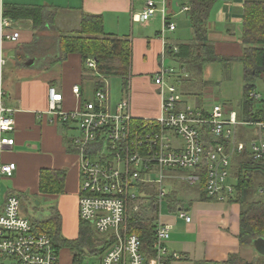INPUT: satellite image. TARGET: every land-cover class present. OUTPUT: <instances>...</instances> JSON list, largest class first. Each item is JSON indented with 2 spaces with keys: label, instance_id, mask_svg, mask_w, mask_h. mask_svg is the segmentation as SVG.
Listing matches in <instances>:
<instances>
[{
  "label": "crops",
  "instance_id": "1",
  "mask_svg": "<svg viewBox=\"0 0 264 264\" xmlns=\"http://www.w3.org/2000/svg\"><path fill=\"white\" fill-rule=\"evenodd\" d=\"M2 4L56 7L54 25L61 34L76 30L82 15L100 14L104 32L127 38L131 45L130 74L123 93L129 98L134 117L160 116L161 99L154 78L163 67L168 70L164 78L176 89V84L191 85L184 93L193 98V106L177 90L182 100L177 109L189 107L207 113L213 105L220 104L225 115L234 112L238 120L235 126L236 140L244 142L246 153L250 154V142L258 138V130L253 122L260 121L264 102L261 97L249 111L253 115L259 114L256 121L246 119L243 67L239 61L244 48L240 40L244 0H217L212 6L207 22V40L218 59L204 63L198 74L187 61L195 50L187 10H182L187 6L176 1L168 0L167 4L169 20L175 23L173 30L163 28L159 13L147 22L133 20L132 15L143 10L145 0H2L0 13ZM67 12L74 14L78 26L61 32L58 15ZM31 24L29 19L13 21L14 30L19 32L18 39L3 40L0 44V59L3 61L0 64L3 91L0 104L9 110L14 122L13 130L4 134L14 140L13 144L0 151V163H15L13 175L0 179V203L3 204L12 194L19 195L20 201L31 196L53 199L61 219L60 234L62 228L63 236H76L80 225L79 161L72 139L77 135V130L75 126L61 124L58 117L49 112L48 88L55 87L62 94L60 108L63 112L80 109L85 100L94 97L96 88L93 81L82 78V60L78 53H69L49 67V58L61 57L59 33L49 29L48 25L33 31ZM35 33L38 35L35 40L38 48L52 49L48 55L37 56L24 51V47L32 43ZM187 44L191 45L187 58H176L179 47ZM17 54L22 58L19 59ZM167 59L171 61L168 65ZM261 79L264 81V77ZM74 86H79V95L73 93ZM45 170L62 172L59 193L40 192V174ZM190 174H193L192 170L170 172L165 178V184L178 182L184 187L196 188L195 193L187 188H182L181 193L177 186L167 189L168 192H175L181 201L173 209L163 200L167 211L162 214L160 209L158 218L170 227L167 251L169 255L180 256L179 259H171L169 264H208L211 261L223 264L232 257H236L239 264H252L250 249H255L253 244H241L239 240L242 205L230 199L218 201L207 197L203 192V182L189 185L182 178ZM230 181L235 184L233 176ZM251 199L264 201V173L258 177ZM178 211L186 212L190 221L180 218ZM59 264L63 263L59 260Z\"/></svg>",
  "mask_w": 264,
  "mask_h": 264
},
{
  "label": "built area",
  "instance_id": "2",
  "mask_svg": "<svg viewBox=\"0 0 264 264\" xmlns=\"http://www.w3.org/2000/svg\"><path fill=\"white\" fill-rule=\"evenodd\" d=\"M167 4L168 0H145L143 10L132 18L147 22L159 13L163 28L173 30L175 23L169 20ZM18 37L13 21L0 13V44ZM85 66L95 68L93 59L88 58ZM167 72L161 67L154 78L161 99L157 118L134 117L126 95L111 109L105 84L80 109L63 112L62 94L55 87L48 88L49 112L59 122L70 119L76 124L72 145L79 161L78 217L91 226L105 246L97 254L98 264H169L171 259L180 258L169 255L166 243L170 227L158 218L168 194V173L192 170L193 174L182 177L189 185L201 183L204 176L203 192L218 201L235 194L230 181L232 159L247 148L236 140L235 113L225 115L220 104L207 113L189 107L177 109L181 94L164 78ZM72 91L79 95V86ZM2 93L0 73V96ZM249 97L259 100L262 96L253 90ZM253 123L258 138L250 142L249 148L252 158L258 160L264 158V121ZM13 124L9 110L0 104V151L13 144L12 138L4 136L13 130ZM205 127L208 138L203 135ZM14 170L15 163H0V179L11 177ZM152 204L157 218L148 253L142 250L141 240L130 230L129 222L133 215L149 211ZM178 216L187 222L191 219L184 211H178ZM59 260L53 237L22 215L19 197L12 194L0 203V264H59Z\"/></svg>",
  "mask_w": 264,
  "mask_h": 264
},
{
  "label": "trees",
  "instance_id": "3",
  "mask_svg": "<svg viewBox=\"0 0 264 264\" xmlns=\"http://www.w3.org/2000/svg\"><path fill=\"white\" fill-rule=\"evenodd\" d=\"M182 6H187V17L193 32L195 50L189 55L191 45H181L176 58H187L191 69L195 73L201 71L202 65L215 61L212 46L207 40V22L209 12L217 0H172ZM57 8H49L44 5L2 4L1 14L12 21L29 19L32 22L33 31H39L48 25L49 29L58 32L54 25ZM58 46L61 57L48 59L49 67L61 61L69 53H78L82 60L83 79L93 81L96 89L103 88L104 80L110 76H119L123 79V88L126 89L131 66V45L127 38H120L107 34L103 30V18L100 14H84L81 16L79 27L68 34L58 32ZM38 35L34 34L31 44L24 47V51L37 56H46L52 51L38 48L35 40ZM241 43L244 45L243 54L239 61L243 67L244 93L243 104L246 119L256 121V115L249 111L256 100L249 97V92L254 90V82L264 77V0H244ZM37 47V48H36ZM199 51V53H198ZM19 59L22 58L17 54ZM88 58L93 59L95 68H88L85 62ZM264 102V100H262ZM261 116V115H260ZM260 121H264V111ZM65 126H75L70 119L61 122ZM203 135L208 138V128L205 127ZM238 157L242 159L236 160ZM234 168V171H233ZM264 173V158L254 160L251 154L243 151L236 154L232 159V176L235 179V194L230 200L237 201L242 205L240 214L239 240L241 244H251L258 237L264 238V201L252 200L251 195L257 187V180ZM62 172L41 171L39 189L41 193L52 194L61 191ZM204 182V176H202ZM203 195V194H201ZM20 198L19 195H16ZM206 197V196H205ZM170 209L177 207L181 201L173 191L168 192L164 198ZM147 213V214H146ZM144 214H135L129 222V228L136 233L142 244V250L151 253L150 247L153 241V229L156 223V208L152 207ZM36 227L49 233L53 237L57 249L69 247L76 249L85 243L91 226L81 222L78 236L75 239L66 240L60 234V216L55 207H50L49 217L45 220H33ZM92 243V242H91ZM98 244L103 247L92 249L91 254H100L105 246L98 239ZM89 245V244H88ZM81 255L75 250L72 256V264H82ZM223 264H239L236 257L229 258Z\"/></svg>",
  "mask_w": 264,
  "mask_h": 264
},
{
  "label": "rangeland",
  "instance_id": "4",
  "mask_svg": "<svg viewBox=\"0 0 264 264\" xmlns=\"http://www.w3.org/2000/svg\"><path fill=\"white\" fill-rule=\"evenodd\" d=\"M1 1L2 0H0V2ZM172 6H173V9L176 8L174 7V4ZM58 20H59V23L61 24L60 31L61 30L68 31L69 29L76 28L78 26V23L76 22V20H74V14L69 13V12L58 15ZM56 22H57V19H56ZM169 61L170 60L167 59L166 65H168ZM87 84L90 85V83H86V85ZM104 84H106V90L108 94V104L111 107V109H114L115 106L118 104V102L122 99L124 95L123 79L119 76H110L109 78H106L104 80ZM188 86L190 87L191 85L176 84L177 90L182 94L184 98H186L189 101L188 104L190 106H193V103H194L193 98L187 97V95L184 93L185 91H187ZM254 89L256 91H259L262 94V97H263L262 100H264V81L261 78H258L257 80H255ZM172 186H177L178 190L181 193H183L182 192L183 189L185 190L186 188L192 191L193 193L196 192V188L194 187L188 188L187 186L184 187L185 185L180 184L178 182L174 183L173 185H170L167 183L165 184L166 189H169V190L170 188H172ZM162 205L163 206L161 207V213L163 214L167 211V209L165 206V202H163ZM55 206H56L55 200L42 198L39 196L37 197L31 196L30 198H24L21 200L22 215L25 217L31 218L33 220H45L46 218L49 217L50 207H55ZM145 213L146 212L142 211L138 214L146 215L147 213L146 214ZM61 235L66 240H71L74 237L76 238V236H78V233L76 236L75 234L73 236H63L62 228H61ZM99 248H100V245L98 244V237L95 235V233L93 232L91 228V233L87 234L84 244H81L76 249L69 248V247H62L60 249V261L63 264H70L72 254L75 252V250H78V252L81 255L82 264H98L100 258L98 255H92L91 250L99 249ZM250 258H251L252 264H264V255L259 254L255 249H250Z\"/></svg>",
  "mask_w": 264,
  "mask_h": 264
},
{
  "label": "water",
  "instance_id": "5",
  "mask_svg": "<svg viewBox=\"0 0 264 264\" xmlns=\"http://www.w3.org/2000/svg\"><path fill=\"white\" fill-rule=\"evenodd\" d=\"M253 247L255 250L261 254L264 255V238L258 237L252 241Z\"/></svg>",
  "mask_w": 264,
  "mask_h": 264
}]
</instances>
